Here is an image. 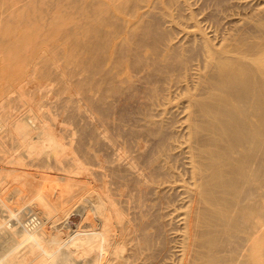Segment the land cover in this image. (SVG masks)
Listing matches in <instances>:
<instances>
[{
    "label": "bare ground",
    "instance_id": "6f19581e",
    "mask_svg": "<svg viewBox=\"0 0 264 264\" xmlns=\"http://www.w3.org/2000/svg\"><path fill=\"white\" fill-rule=\"evenodd\" d=\"M78 4L69 70L52 71L51 52L35 65L68 92L62 116L100 179L76 159L65 170L88 181L71 232L73 213L60 220L42 194L28 212L2 214L0 200V264H264V0ZM8 93L0 84V139L57 160L52 124L15 117ZM10 155L3 172H20Z\"/></svg>",
    "mask_w": 264,
    "mask_h": 264
},
{
    "label": "rangeland",
    "instance_id": "374dc122",
    "mask_svg": "<svg viewBox=\"0 0 264 264\" xmlns=\"http://www.w3.org/2000/svg\"><path fill=\"white\" fill-rule=\"evenodd\" d=\"M79 1L74 4L70 0H0V84L9 91L6 106L15 117L26 116L31 110L39 113L46 123L52 124L50 126L54 134L66 150L57 160L46 152L28 155L24 148L13 142L12 133L3 134L0 139V200L4 201L2 214H6L7 208L14 211L25 208L28 212L29 200L42 194L59 211L57 217L60 220L66 217L61 213L62 209L73 213L67 229L70 232L85 222L81 214L85 207L82 196L88 185L84 178L86 173H89L88 177L100 179L102 169L95 160L88 159L86 141L80 145L78 135L71 134L73 125L62 116L61 105L68 92L59 90L61 80L56 77L50 83L44 81L40 77L41 64L35 63L40 56L53 54V60H47L54 64L51 70H69L71 50L68 32L73 29L76 19H67L65 16L79 12ZM33 13L36 16L34 21L30 19ZM32 24H35L34 30ZM45 86L47 90L43 89ZM13 153H21V171L3 172L4 168L7 171L15 166L10 162V154ZM72 159H76L85 170V174L82 173L85 176L81 174L75 185L66 179L69 174L65 171L72 168ZM16 174L18 177L15 179L13 176ZM1 175L6 176L3 178ZM35 176H44V181L38 185L30 184ZM95 183L98 184L96 180ZM124 208L130 217L132 210L128 203L124 204Z\"/></svg>",
    "mask_w": 264,
    "mask_h": 264
}]
</instances>
